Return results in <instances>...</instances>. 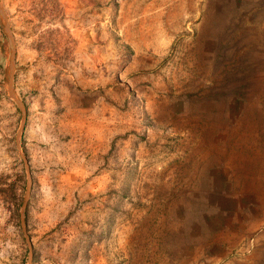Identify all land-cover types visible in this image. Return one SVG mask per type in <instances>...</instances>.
<instances>
[{
    "label": "rangeland",
    "instance_id": "rangeland-1",
    "mask_svg": "<svg viewBox=\"0 0 264 264\" xmlns=\"http://www.w3.org/2000/svg\"><path fill=\"white\" fill-rule=\"evenodd\" d=\"M0 264H264V0H0Z\"/></svg>",
    "mask_w": 264,
    "mask_h": 264
}]
</instances>
